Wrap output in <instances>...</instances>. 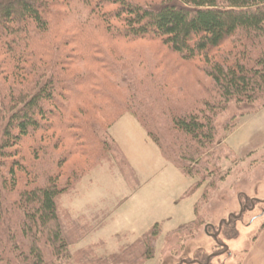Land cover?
<instances>
[{
    "label": "trees",
    "instance_id": "obj_1",
    "mask_svg": "<svg viewBox=\"0 0 264 264\" xmlns=\"http://www.w3.org/2000/svg\"><path fill=\"white\" fill-rule=\"evenodd\" d=\"M178 61L190 65L181 74ZM262 107L264 0H0V264L153 258L158 223L116 251L99 242L70 253L57 205L104 160L127 166L109 134L126 113L196 178L186 193L202 187L194 219L163 247L181 251L200 229L235 236L240 217L215 227L200 209L227 174L226 137ZM73 155L81 161L64 169Z\"/></svg>",
    "mask_w": 264,
    "mask_h": 264
},
{
    "label": "rangeland",
    "instance_id": "obj_2",
    "mask_svg": "<svg viewBox=\"0 0 264 264\" xmlns=\"http://www.w3.org/2000/svg\"><path fill=\"white\" fill-rule=\"evenodd\" d=\"M178 64L181 74L189 62ZM234 109L246 110L243 106ZM109 134L127 166L104 160L73 192L57 200L60 221L69 225L70 253L99 242L107 252L116 251L155 223L161 233L153 258L144 264H204L208 260L209 264H240L252 246L257 250L264 246V107L243 115L226 137L224 142L233 156L223 157L220 167L227 174L200 209L206 223L215 227L230 215L240 217L234 222L236 235L226 239L219 232L208 235L200 229L181 251H174L173 243L166 247L163 243L169 232L194 219L202 187L186 193L196 178L183 175L165 160L131 114L122 115ZM77 161H81L78 155L71 156L64 169ZM252 200L258 202L246 206ZM218 236L227 253L214 252ZM67 263L75 264L73 256Z\"/></svg>",
    "mask_w": 264,
    "mask_h": 264
},
{
    "label": "crops",
    "instance_id": "obj_3",
    "mask_svg": "<svg viewBox=\"0 0 264 264\" xmlns=\"http://www.w3.org/2000/svg\"><path fill=\"white\" fill-rule=\"evenodd\" d=\"M257 241V240H256ZM264 263V246L259 250L255 246H252L247 256L243 259L240 264H263Z\"/></svg>",
    "mask_w": 264,
    "mask_h": 264
}]
</instances>
